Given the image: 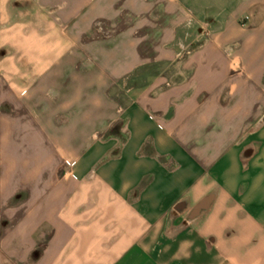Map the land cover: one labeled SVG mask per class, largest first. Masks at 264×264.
Returning a JSON list of instances; mask_svg holds the SVG:
<instances>
[{
    "label": "crops",
    "instance_id": "obj_1",
    "mask_svg": "<svg viewBox=\"0 0 264 264\" xmlns=\"http://www.w3.org/2000/svg\"><path fill=\"white\" fill-rule=\"evenodd\" d=\"M13 7L60 9L25 53L64 91L5 161L0 264H264V0Z\"/></svg>",
    "mask_w": 264,
    "mask_h": 264
},
{
    "label": "rangeland",
    "instance_id": "obj_2",
    "mask_svg": "<svg viewBox=\"0 0 264 264\" xmlns=\"http://www.w3.org/2000/svg\"><path fill=\"white\" fill-rule=\"evenodd\" d=\"M17 3L21 4V2ZM4 10L10 15L4 14ZM38 10H42L45 15L51 18V21L59 23L57 15L60 9L48 8L43 10L21 7L1 9L0 177L5 175V170L8 171V175H11L13 179L28 176L27 173H22V169L19 167L12 166L6 169L4 166L5 161L8 160L12 164L20 163L23 158L22 155L27 153L25 151L28 138L26 132L41 127L43 119L42 117L38 118L40 113L46 112L44 113L46 117L51 115L52 109L54 107L56 109V99L60 98V91H64V89L56 88V86L52 85L43 89L35 85L40 75L35 71V65L31 61V57L35 58V56L29 55V52L28 55L26 53L30 51L34 54L38 49L44 48V41L40 38L45 37L46 39V36L51 35L54 27L48 21L42 22L40 25L36 22L34 18ZM57 25L59 26V24ZM112 35L113 32L109 30L105 21L98 19L95 23L92 37L101 40ZM45 45L62 49L65 46L63 41L58 42L57 40L53 45L51 40H46ZM78 68H83V64L78 65ZM114 93H116V90ZM55 122L63 123V120ZM29 137L33 140L35 138L31 135ZM15 145H19L16 150L13 149ZM28 154L35 153L31 152ZM54 155L55 157L56 155L58 156L56 150ZM8 162L7 165L9 164ZM48 175L50 174L47 173ZM2 222L4 221L2 220Z\"/></svg>",
    "mask_w": 264,
    "mask_h": 264
}]
</instances>
